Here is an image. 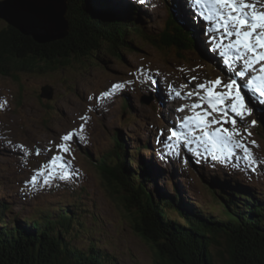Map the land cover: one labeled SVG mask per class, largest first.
Masks as SVG:
<instances>
[{"label": "rangeland", "instance_id": "1", "mask_svg": "<svg viewBox=\"0 0 264 264\" xmlns=\"http://www.w3.org/2000/svg\"><path fill=\"white\" fill-rule=\"evenodd\" d=\"M122 1L135 7L137 13L134 11L130 17H135L148 35L161 32L170 13H175L167 0H144L143 4L139 0ZM180 2L186 5L185 11L177 13L183 19L191 20L194 4L188 9L185 2ZM8 28L11 29L0 18V31ZM196 30L195 52L202 57L208 54L207 57L222 65L218 54L209 50L204 28ZM129 40L133 41L132 48L119 50L118 57L104 47L91 60H72L55 71L20 73L15 70L14 76L18 80L0 74V102L6 101L5 108L0 109V200L7 209L4 217L8 223H23L31 217L40 219L42 213L44 217L46 213L53 214L48 218L53 220L59 207L84 222V229L73 228L74 236L70 237L76 248L85 250L89 245L84 241L87 230L95 246L113 259L112 264H154L155 249L135 231L130 213L120 203L117 190L103 184L93 165V160L102 159L114 151L115 137H129L131 145L127 146L130 149L137 147V143L143 146L148 140L150 152L140 153V160L149 159L154 166L155 182L149 184V189L155 197L162 193L172 195L177 187L183 197L195 202V208H199L196 204L199 202L203 209L220 218L223 216L222 207L213 200L211 191H219L225 183L233 181L264 202V163L252 172L240 155L219 164L207 158L196 145L189 148L200 152L201 156L193 152L177 153L169 148L165 142L170 134L164 126L165 118L171 115L165 121L167 125L168 120L180 116L176 109L188 102L186 99H170L168 86L172 85L174 91L181 90V84L197 76L198 81L190 86L195 87L198 82L215 79L223 68L206 69L202 66L204 61L190 52H183L184 59H181L174 52L157 49L147 42ZM152 80L158 83L153 85ZM116 83H123L125 87L109 98H100L102 92ZM46 86L50 87L48 93L51 94L47 100L40 98V90ZM258 107L264 108V105ZM82 115L89 117L82 133L84 140L77 138L71 145L72 155L64 156L65 163L71 165L69 172L73 173L67 181L78 186L79 198L54 194L51 188L39 186L40 181L35 190L26 187L42 164L53 155H62L55 146L60 143L62 135L79 129L84 123L80 119ZM252 119H257V123L264 121V114L254 110L253 116L245 123L250 124ZM249 131L252 133L250 139L259 145L252 148L254 157L258 162L264 161V129L254 131L250 127ZM17 145H23L28 151L26 157ZM37 149L41 152L39 156L35 154ZM179 150H186V147ZM84 151L91 154V160L86 159ZM165 153L167 156L162 159ZM131 167L135 170L137 165ZM218 171L221 174L218 175ZM219 241L221 244L212 249L217 264L221 252H224V242Z\"/></svg>", "mask_w": 264, "mask_h": 264}, {"label": "trees", "instance_id": "2", "mask_svg": "<svg viewBox=\"0 0 264 264\" xmlns=\"http://www.w3.org/2000/svg\"><path fill=\"white\" fill-rule=\"evenodd\" d=\"M66 1L69 33L63 41L41 45L14 29H1L0 74L18 80L14 76L15 70L20 73L55 71L72 60H91L104 47L118 57L122 48H132L133 41H128L129 38L174 52L181 59L186 51L205 60L195 52L188 29L178 22L176 16L168 18L161 32L148 35L135 17L129 18L131 14L128 12L134 11L117 6L113 0ZM205 62L202 63L206 68H214ZM260 128L259 125L255 131ZM116 141L114 151L102 159L93 160V165L103 184L117 190L120 203L130 213L135 231L155 249L154 264H217L212 249L221 244L219 239L224 242L219 264H264V202L232 183L224 191L223 188L211 191L213 200L222 207L223 216L220 218L197 202L199 208H195V202L181 196L177 187L172 195L162 193L155 197L149 189L156 176L154 166L149 159L143 161L139 158L142 150L139 147L144 145L139 144L138 150L134 147L129 152L125 146L128 141L123 138ZM85 157L91 160V154L85 152ZM133 164L137 165L135 170L131 167ZM48 187L54 194L64 193L70 198L80 196L78 186L71 181L55 180ZM6 212L0 200V264L113 262L107 253L95 246L87 230L84 241L89 245L85 250L71 244L73 228L82 230L85 225L83 220L62 208L58 207L56 219L49 220L53 214L46 213L44 217L42 213L40 219L31 217L23 223L6 222Z\"/></svg>", "mask_w": 264, "mask_h": 264}, {"label": "snow or ice", "instance_id": "3", "mask_svg": "<svg viewBox=\"0 0 264 264\" xmlns=\"http://www.w3.org/2000/svg\"><path fill=\"white\" fill-rule=\"evenodd\" d=\"M139 2L143 4L144 0ZM185 3L203 9L198 15L208 25L204 34L208 37L209 50L218 54L223 69L215 79L198 82L195 87L190 86L199 78L191 77L180 86L181 90L188 89L186 92L174 91L172 85L168 86L170 99L189 101L176 109L178 113L187 110L188 114L169 128L167 141L174 143H169L168 147L178 153L181 146L196 145L197 149L203 148L207 158L219 164L240 155L245 165L256 172L259 164L264 163L255 159L252 148L259 145L250 139L249 128L257 124V119H252L250 124L245 121L253 116L254 110L264 114V108L258 107L264 105V10H260L264 9V3L261 0H185ZM32 23L40 27L55 21L37 17ZM157 83L152 80L153 85ZM124 87L123 83L113 84L100 94V98H109ZM5 106L6 101L0 102V109ZM80 119L84 123L79 129L62 135L60 143L55 146L62 155H53L42 164L26 187L35 190L38 181L39 186L48 187L57 179L67 181L72 178L73 173L68 170L71 165L65 163L64 156L72 155L71 145L77 138L84 140L82 133L89 117L82 115ZM17 147L25 157L28 155L23 145ZM35 154L41 155L40 150L37 149ZM166 156L165 153L161 158ZM73 172L79 175L75 169Z\"/></svg>", "mask_w": 264, "mask_h": 264}, {"label": "water", "instance_id": "4", "mask_svg": "<svg viewBox=\"0 0 264 264\" xmlns=\"http://www.w3.org/2000/svg\"><path fill=\"white\" fill-rule=\"evenodd\" d=\"M68 3L66 0H2L0 18L25 37H30L37 44H49L63 41L69 33L66 18ZM37 17L54 20V24L33 26ZM40 97L47 100L50 87H43ZM147 103V102H146Z\"/></svg>", "mask_w": 264, "mask_h": 264}, {"label": "bare ground", "instance_id": "5", "mask_svg": "<svg viewBox=\"0 0 264 264\" xmlns=\"http://www.w3.org/2000/svg\"><path fill=\"white\" fill-rule=\"evenodd\" d=\"M175 1V5H177V7H178V9L181 11V12H183V11H185V6L186 5H184V4H182L181 2H180V0H174ZM182 2H185V0H181ZM250 2V1H249ZM115 4H118V3H116V2H114ZM117 6H123V4H118ZM173 6H174V4H173ZM187 7H188V9H190L191 8V6H189L188 4H187ZM257 7L259 8V5H257ZM126 8H128L127 6H126ZM178 9H176V10H178ZM184 9V10H183ZM203 12V9L200 7V6H198V5H195L194 4V6H192V19L194 20V19H201V20H203L202 19V17L200 16V15H198L199 13H202ZM128 13H130V14H132L131 12H128ZM176 13V12H175ZM129 18H131V17H129ZM204 22V21H203ZM189 42V41H188ZM208 55V54H207ZM175 82V81H174ZM176 83L177 82H175V83H173L174 85H176ZM186 90V89H185ZM188 103H189V101H187ZM187 111V110H186ZM169 114H167V116H168ZM171 120V119H170ZM119 140H121V138H118ZM146 151V150H145ZM153 182H155L154 181V179L152 180ZM82 189V188H81ZM83 191V190H82ZM214 191V190H213Z\"/></svg>", "mask_w": 264, "mask_h": 264}]
</instances>
